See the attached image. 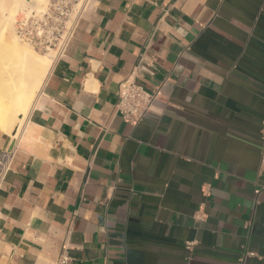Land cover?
Here are the masks:
<instances>
[{
    "label": "crops",
    "instance_id": "0c3cea01",
    "mask_svg": "<svg viewBox=\"0 0 264 264\" xmlns=\"http://www.w3.org/2000/svg\"><path fill=\"white\" fill-rule=\"evenodd\" d=\"M128 79L160 92L138 125ZM32 110L0 264H264V0H92Z\"/></svg>",
    "mask_w": 264,
    "mask_h": 264
},
{
    "label": "bare ground",
    "instance_id": "6f19581e",
    "mask_svg": "<svg viewBox=\"0 0 264 264\" xmlns=\"http://www.w3.org/2000/svg\"><path fill=\"white\" fill-rule=\"evenodd\" d=\"M0 0V128L17 135L54 65V52L39 53L21 41L16 25L27 10L42 13L47 0Z\"/></svg>",
    "mask_w": 264,
    "mask_h": 264
},
{
    "label": "built area",
    "instance_id": "2783aa9c",
    "mask_svg": "<svg viewBox=\"0 0 264 264\" xmlns=\"http://www.w3.org/2000/svg\"><path fill=\"white\" fill-rule=\"evenodd\" d=\"M30 6L32 0H28ZM92 0H47L42 13L27 10L16 25L17 37L40 52H54L55 60L63 56ZM160 92L149 93L141 85L128 79L120 85L116 113L131 125H138L151 115ZM264 147V123L261 134ZM15 152L3 153L0 158V185L10 171ZM260 191H257L259 193ZM192 243L188 244L191 248ZM250 256L254 254L250 253ZM64 259L61 264H65Z\"/></svg>",
    "mask_w": 264,
    "mask_h": 264
},
{
    "label": "rangeland",
    "instance_id": "374dc122",
    "mask_svg": "<svg viewBox=\"0 0 264 264\" xmlns=\"http://www.w3.org/2000/svg\"><path fill=\"white\" fill-rule=\"evenodd\" d=\"M36 51H37V50H36ZM37 52H39V53H41V54H42V53H43V54H44V53H45V54L47 53V52H40V51H37Z\"/></svg>",
    "mask_w": 264,
    "mask_h": 264
}]
</instances>
